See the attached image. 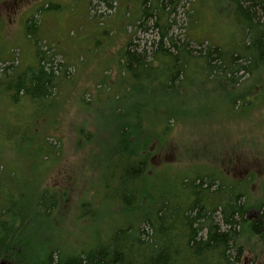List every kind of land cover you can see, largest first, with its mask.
<instances>
[{
  "label": "trees",
  "instance_id": "16d2710c",
  "mask_svg": "<svg viewBox=\"0 0 264 264\" xmlns=\"http://www.w3.org/2000/svg\"><path fill=\"white\" fill-rule=\"evenodd\" d=\"M99 1L112 7L109 0ZM179 1L143 0L134 37L141 29L148 31L152 21L158 39L144 46L133 38L128 42L120 51L121 80L114 94L96 88L109 100L106 109L97 112L98 125L76 129L78 152L98 139L95 166L106 170L100 199L125 215V223L110 226L106 233L97 231L91 238L82 228L87 208L94 203L88 199L77 203L79 215L73 224L78 232L69 231L61 224V197L66 192L38 185L50 167L43 161L62 156L39 125L50 109L58 110L67 64L61 65L60 75L53 59L36 44L34 66L20 74L14 65L0 66V102L6 99L29 110V116L21 113L28 124H12L15 130L9 135L0 121V139L30 157L34 172L23 173L15 160L12 167L6 166V146H0V263L242 264L249 256L252 264H264V190L258 199L252 198L251 173L242 179L229 170L225 173L218 166L222 153L196 147L200 151L190 153L189 167L179 175L177 164L163 171L168 178L157 188L159 171L152 173L151 163L156 143L165 164L172 151L166 144L177 123L200 124L218 111L234 116L256 107H251L252 100L264 93V0H229L241 37L225 47L176 36L172 15ZM50 9L47 3L36 13ZM38 29L33 16L26 36L35 37ZM7 62L14 60L2 51L0 63ZM209 97L217 99L202 101ZM47 119L50 125L53 120ZM227 157L235 162L238 153ZM253 211L256 217L249 218Z\"/></svg>",
  "mask_w": 264,
  "mask_h": 264
},
{
  "label": "rangeland",
  "instance_id": "374dc122",
  "mask_svg": "<svg viewBox=\"0 0 264 264\" xmlns=\"http://www.w3.org/2000/svg\"><path fill=\"white\" fill-rule=\"evenodd\" d=\"M109 1L112 7L99 0H0V53L4 51L6 58L14 60L0 63L2 68L14 65L18 67L16 73L20 74L29 66H34L37 62L34 57L36 44L53 59L54 68L60 75L67 64L66 74L62 77L64 86L57 95L61 94L56 107L58 110L50 109L47 114V118L53 121L48 125V119L42 116L39 125V129L44 130L43 135L61 148L62 156L59 160L50 158L43 161L50 167L44 173V182L41 179L38 185L66 192L64 198L61 197L60 210L65 220L61 224L68 226L69 231L78 232V226L73 224L79 215L77 203L84 199L94 201L87 208L88 213L81 225L91 238L93 233H106L110 226L123 224L126 220L124 214L118 213V207L109 206L110 203H103L100 199L104 192L100 190L101 181L106 170L102 168L98 171L95 166L94 158L100 154L98 139L92 147L78 152L76 129L98 125L97 112L106 109L109 100L104 92H98L96 88L101 86L106 93L114 94L113 90L121 80L120 51L128 42L133 38L135 44L144 46L146 42L150 45L152 40L158 39L152 21L147 24L150 27L148 31L141 29L134 37L133 25L141 18L143 0ZM47 3L52 4V9L37 14V10L44 5L47 7ZM230 7L229 0H180L173 7L172 17L176 20L173 33L181 39L187 36L195 44L207 42L228 46L241 37ZM33 16L38 18L39 29L35 37H28V22ZM38 38L40 41L36 43ZM202 91L206 93L207 87ZM213 99L217 98L209 97L202 101L211 102ZM252 102L251 107H256L245 114L237 112L234 116H227L218 111L215 118L213 115L212 120L200 124L186 126L177 123L166 144L172 151L166 156L165 164L157 153L160 146L154 143L151 163L152 173L159 171L157 188H161L168 178L163 171L177 164L180 166L176 172L179 175L183 168L189 167L190 153L199 152L196 147L205 146L216 154L222 153L223 159L218 166L223 172L229 170L241 179L251 173L252 198L258 199L264 190V160L255 158H264V93ZM21 113L28 115L29 110L16 107L6 99L0 102V121L5 125V133H13L15 128L11 130L12 124L17 128L28 124ZM90 131L91 128H88ZM3 145L6 146L3 163L12 167L11 162L15 160L23 173L33 176L32 159L24 157L13 145L0 139V146ZM217 149L221 152H215ZM235 152L238 159L230 162L227 155ZM256 215L253 211L249 218ZM251 260L252 257L248 256L242 264H252Z\"/></svg>",
  "mask_w": 264,
  "mask_h": 264
}]
</instances>
